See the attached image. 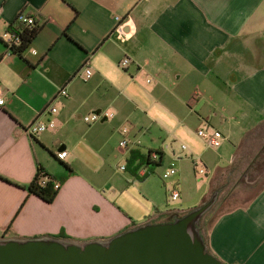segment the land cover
<instances>
[{
	"label": "crops",
	"instance_id": "0c3cea01",
	"mask_svg": "<svg viewBox=\"0 0 264 264\" xmlns=\"http://www.w3.org/2000/svg\"><path fill=\"white\" fill-rule=\"evenodd\" d=\"M21 15L40 32L20 57L8 53L3 39ZM86 64L93 72L88 80L78 75ZM227 82L234 100L217 114L218 104L211 109L205 99L216 103ZM62 88L68 97L59 96ZM0 98V177L8 181L0 179V239L63 230L74 243L104 242L147 220L182 217L154 200L148 213L136 202L121 206L118 185L106 181L113 162L129 158L119 132L128 129L143 154L161 153L159 167L167 155L176 159L166 139H189L204 125L233 147L222 174L245 155L259 162L264 0H0ZM50 103L54 115L44 113ZM92 114L103 118L88 125L83 119ZM34 121H53L55 128L33 139L26 130ZM48 152L67 157L57 167ZM39 164L55 176L72 171L52 204L25 189ZM205 244L223 264H264V186L246 206L219 215Z\"/></svg>",
	"mask_w": 264,
	"mask_h": 264
},
{
	"label": "rangeland",
	"instance_id": "374dc122",
	"mask_svg": "<svg viewBox=\"0 0 264 264\" xmlns=\"http://www.w3.org/2000/svg\"><path fill=\"white\" fill-rule=\"evenodd\" d=\"M231 84L228 83V85L222 86V89L226 92H216V103L209 101L208 97L205 99L211 109L216 110V104H218L217 114H220L222 109L227 106V100H234L230 96H235L230 93ZM199 92L204 94L202 90ZM224 94L227 98L224 97ZM222 115L225 118L228 117L225 113ZM201 128L209 132L210 135H215L220 141V146L213 149L209 148L206 142L198 137L196 131L188 136L189 139L180 136L176 138L175 142L170 138L166 139L165 144L172 145L176 159L173 161L168 155L165 156L161 167H156L154 171H151L153 174L147 178L149 180L147 184L135 180L127 172L120 171V167L126 165V162H115V160L111 170L106 174V181H112L118 185L119 192L121 193L119 194L121 206L125 207V204L136 202L137 209L140 212L148 213L154 209L152 205V200H154L163 204L161 209L164 211L177 210L181 212V216H185L190 211L207 203L216 193L215 190L217 188L226 185V191L222 194L218 193L215 205L200 222V228L204 234L202 236L205 237L219 215L236 208L244 207L255 198L264 186V154L257 163H254L255 161L252 162L253 159H250L251 155L249 157L245 155L243 163L240 164L238 162V173L235 174L228 185L229 182L226 183L227 174H222L221 170L229 167L234 154L233 147L228 142L223 141V135L220 131L210 129L207 125ZM226 143H228L229 148L224 149ZM182 146L187 148L186 151L181 150ZM250 149V147L247 148V151H250ZM48 156L52 158L54 165L58 167L59 162L53 154L48 152ZM259 157L257 156L256 158ZM172 162L175 164L177 175L168 180H163L162 175L169 169ZM201 171L205 174H200ZM175 182L179 184L178 188L181 196L177 201L169 202L168 190L173 187ZM148 189H150V193ZM147 190L151 200L146 198Z\"/></svg>",
	"mask_w": 264,
	"mask_h": 264
},
{
	"label": "water",
	"instance_id": "95a60500",
	"mask_svg": "<svg viewBox=\"0 0 264 264\" xmlns=\"http://www.w3.org/2000/svg\"><path fill=\"white\" fill-rule=\"evenodd\" d=\"M217 197L171 223L146 224L104 242L0 239V264H223L208 252L200 230Z\"/></svg>",
	"mask_w": 264,
	"mask_h": 264
},
{
	"label": "built area",
	"instance_id": "2783aa9c",
	"mask_svg": "<svg viewBox=\"0 0 264 264\" xmlns=\"http://www.w3.org/2000/svg\"><path fill=\"white\" fill-rule=\"evenodd\" d=\"M16 24L14 23L13 27L15 29H19V27L27 28L30 29L34 26H36V22L33 18L25 17L23 15L19 16L17 19ZM116 21L119 23L118 25V31L119 33L124 37L127 38L128 34L124 31L122 23L123 19L116 18ZM19 31V30H18ZM20 33V31H19ZM7 49L8 53L11 54V49L16 48L20 45V37L18 36L17 31H7V33L4 35L3 39ZM130 65L129 60H124L121 64L123 68H127ZM83 71L84 73V80H88L92 77V70L89 66V64L84 65V67L80 70L78 75ZM59 96L62 98L68 97V92L66 88H62L59 91ZM198 99V96L194 97V101ZM4 104V101L0 98V106ZM57 110L54 107L53 103H50L47 108L45 109L44 113L47 115H54L56 114ZM113 115H106V118H112ZM103 118L102 114H92L89 116L84 117V122L88 125H94L96 123H99ZM55 128V123L53 121H48L47 123H41L38 121H34L32 124L29 125V127L26 130V133L31 137V138H36L40 134L47 132L49 130H53ZM119 134L121 135L122 139L119 143V148L126 154L127 156L130 155V153L134 150H137L141 147V142L138 139H135L131 136V132L128 129H121ZM197 135L199 138L204 140L206 144L209 146V148H218L220 146V141L215 135H210L209 132L204 131V130H199L197 132ZM182 150L185 151L186 147L182 146ZM67 157L66 152H62L57 155V159L60 161L65 160ZM159 156L158 153H153L151 154V161L156 162L158 161ZM148 167L150 168H143L139 171V176L140 177H146L149 175V177L153 174L151 172V166L149 165ZM120 171L122 172H127L126 170V165L120 167ZM177 174V171L175 170V164L172 163L169 169L162 175L163 180H168L171 177H174ZM200 174H205L203 171L200 172ZM48 182V179H43L41 185L44 186ZM178 183H175L171 189L168 190L169 193V202L170 201H177L180 199V191L178 188ZM56 190L60 189V186L57 184L55 186Z\"/></svg>",
	"mask_w": 264,
	"mask_h": 264
},
{
	"label": "trees",
	"instance_id": "16d2710c",
	"mask_svg": "<svg viewBox=\"0 0 264 264\" xmlns=\"http://www.w3.org/2000/svg\"><path fill=\"white\" fill-rule=\"evenodd\" d=\"M17 20L14 22L16 24ZM20 33H19V31ZM8 31H17L18 32V36L20 37V45L16 48L11 49V54L12 55H16V56H22L31 46L32 42L34 41V39L37 37V35L40 32V28L36 25L30 29L27 28H23V27H19V29H15L13 26H11ZM6 46V45H5ZM7 49V47H6ZM8 50V49H7ZM151 152L148 154H143L139 149L134 150L130 153L129 158L127 160L126 163V170L127 172L137 181L139 182H144L149 175H147L146 177H140L139 176V171L143 168H150L148 167L149 165L151 166V171H154V168L159 167L161 164V159H162V154L158 153L159 159L156 162L151 161ZM239 165L238 163H234L232 164V166L227 170V176H226V183H228V185L231 183V179L235 176L236 173H238L239 171ZM65 171L66 173L64 175H59V176H55V175H51L49 174L46 169L42 166V165H38V169H37V174L34 178V180L30 183V185H28L27 187H25V189L28 192V195L30 196H36L39 199H41L42 201H44L47 204H52L56 197L59 194V191L61 189V187L65 184V182L67 181V179L71 176L72 171L68 168L65 167ZM0 179H2L0 177ZM43 179H48V182L42 186V180ZM4 181H7L5 179H2ZM8 182V181H7ZM60 186L59 190L55 189L56 185ZM224 185L223 187L217 188L215 191L218 192L219 194H222L226 191L227 186ZM183 217V216H182ZM177 218H181V217H176L175 219H171L170 221H167L165 223H154L151 220H147L144 224L136 226L134 225L132 228L130 229H126L123 232H126L128 230L140 227V226H144L146 224H152V225H156V224H166V223H171L174 220H176ZM11 228V225L10 227ZM202 235L204 236L202 229L200 228ZM122 232V233H123ZM121 234V233H120ZM48 238L51 239H57V240H64V241H72V239L70 237H68L66 235V233L62 230L58 235L56 236H50ZM204 241H205V237Z\"/></svg>",
	"mask_w": 264,
	"mask_h": 264
}]
</instances>
